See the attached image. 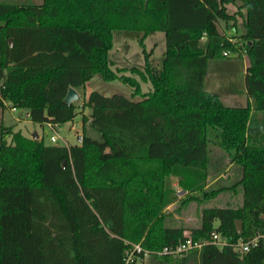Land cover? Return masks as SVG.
Here are the masks:
<instances>
[{
	"label": "trees",
	"instance_id": "trees-1",
	"mask_svg": "<svg viewBox=\"0 0 264 264\" xmlns=\"http://www.w3.org/2000/svg\"><path fill=\"white\" fill-rule=\"evenodd\" d=\"M240 19L245 31L235 41L219 21L237 27ZM118 30L141 33L142 43L164 31L162 65L145 49L140 66L114 68ZM243 50L249 100L230 106L206 89L205 76L211 58ZM96 74L130 85L132 98L92 90L80 143L48 144L12 129L8 140L2 126L0 264H145L143 251L127 261L131 243L159 252L189 230L165 224V208L180 199L169 176L188 192L181 206L241 185L242 206L203 208L189 235L210 239L216 230L231 242H257L244 252L207 243L157 253L150 264H264V0L0 2V107L28 109L42 124L70 121L79 105L66 102L68 90ZM211 143L242 168L230 186L206 188Z\"/></svg>",
	"mask_w": 264,
	"mask_h": 264
},
{
	"label": "rangeland",
	"instance_id": "rangeland-1",
	"mask_svg": "<svg viewBox=\"0 0 264 264\" xmlns=\"http://www.w3.org/2000/svg\"><path fill=\"white\" fill-rule=\"evenodd\" d=\"M0 2H10L16 4H31L42 3L43 0H0ZM236 5H229L230 12H235ZM241 20V19H240ZM227 22L220 20L219 27L228 34H235V41H237L245 31L244 23L239 22V25L227 26ZM142 34L137 31H121L118 30L114 34V44L109 51L110 57L115 61V67H131L140 66L145 62V49L152 51L151 58L153 62L159 66L162 65L167 48L166 34L164 31H157L149 34L144 43L141 42ZM144 44V45H143ZM243 45V43H242ZM249 65V56L245 50L239 52H231L228 57L211 58L208 64V70L205 77V87L207 90L218 93L225 104L230 106H245L248 104V93L246 86V74ZM139 78L140 75H137ZM143 91H147L151 88L150 82H142ZM92 90H98L106 95H112L115 93L124 94L132 98L133 89L130 85L124 83L120 79L105 80L100 74L94 75L90 78L85 85L79 90L80 97L75 100L79 105L77 109V115L70 121L60 123L58 127H51L47 123H40L33 121L30 117H26L23 109L17 111L12 108L15 106L7 102L5 108L0 107V133L2 132V126L8 140H11L12 135L9 132L21 130L26 136L32 137L37 132L38 138L44 137L46 143L53 145H70L80 143L78 135L83 134V114L84 111L89 113L90 107L82 106L87 99L89 93ZM142 96L136 95L135 100L141 99ZM83 111V113H82ZM260 116L261 113H260ZM89 135L94 138H99V134L91 129L87 124V130ZM56 135L57 141L52 142L51 136ZM210 166L207 180V189L216 188L219 186H230L235 183L242 176V168L240 165L233 162L228 152L218 144H210ZM177 178L175 176L167 177L168 186H173L179 191V186H174V181ZM212 182L211 185H208ZM187 190L183 194H179L180 199L169 204L165 208L167 217L165 224L173 226L187 227L189 230L185 233L189 234L190 229L199 227L202 224V209L205 207H240L243 204V188L238 186L236 190L227 189L218 194L215 198L206 200L199 203L197 200H190L185 205L181 206V199L187 194ZM240 226L242 225L241 220ZM141 245L140 242L131 243L132 247ZM142 246V245H141ZM145 264L152 263V255L158 252L154 249H145ZM195 264V263H193Z\"/></svg>",
	"mask_w": 264,
	"mask_h": 264
},
{
	"label": "built area",
	"instance_id": "built-area-1",
	"mask_svg": "<svg viewBox=\"0 0 264 264\" xmlns=\"http://www.w3.org/2000/svg\"><path fill=\"white\" fill-rule=\"evenodd\" d=\"M225 53H227V52H225ZM12 109L17 111L20 108L14 106ZM23 110L25 112L26 117H30V110H28V109H23ZM47 124L49 126H51V127H54V128L59 126L58 123L49 122ZM51 141L52 142H56L57 141V136L56 135H52L51 136ZM256 242H257V238H254V239L249 240V241L240 240V241H237V242H231V239H229L226 236H223L220 232L215 230V231H213L212 237L210 239L195 240V239H193V237L191 235L187 234V237H186V239L183 242L179 243L176 246H165L163 248V250L159 251L158 253L159 254H170V255H173V256H179L182 253L188 252V251H190L192 249H199L200 250L207 243L216 244V245H218L221 248L226 246V245H230L231 244L237 250H240V251L244 252V251L250 250L251 247L256 244ZM144 250L145 249L142 248L141 245H136V247L129 253L127 261L132 259V257L135 254V252H138V253L142 252V251L144 252ZM147 253H148V251L144 252V255L147 254Z\"/></svg>",
	"mask_w": 264,
	"mask_h": 264
},
{
	"label": "water",
	"instance_id": "water-1",
	"mask_svg": "<svg viewBox=\"0 0 264 264\" xmlns=\"http://www.w3.org/2000/svg\"><path fill=\"white\" fill-rule=\"evenodd\" d=\"M79 97H80V95H79L78 90H77L76 88H74V87H71V88L68 90V93H67V95H66V97H65V100H66V102H68L69 104H71V103H73L76 99H78ZM32 137H33V138H38V137H39V134H38L37 132H35V133L32 135ZM78 140H79V142L82 141V134H79V135H78ZM185 192H186V190H181V191H179V194L181 195V194H183V193H185ZM237 222H238V227H239V229H241L240 221L238 220Z\"/></svg>",
	"mask_w": 264,
	"mask_h": 264
},
{
	"label": "crops",
	"instance_id": "crops-1",
	"mask_svg": "<svg viewBox=\"0 0 264 264\" xmlns=\"http://www.w3.org/2000/svg\"><path fill=\"white\" fill-rule=\"evenodd\" d=\"M240 21H242V19L239 20V22H240ZM242 22H243V21H242ZM205 77H206V76H205ZM150 83H151V82H150ZM151 88H152V84H151ZM151 88H150V89H151ZM150 89H149V90H150ZM149 90H147V91H149ZM248 99H249V98H248ZM86 100H87V99H86ZM86 100H85V101H86ZM85 101H84V102H85ZM86 107H87V106H86ZM89 109H90V112H89V113H87V112H85V111H84V113L87 114V115H89V114L91 113V108H89ZM173 184H174V186H175V185L178 186V181H177V180L174 181ZM211 184H212V182L210 181V183H209L208 185H211ZM243 200H244V194H243V199H242V201H243ZM220 207H223V206H220ZM167 225H168V226H173V225H170V224H167Z\"/></svg>",
	"mask_w": 264,
	"mask_h": 264
}]
</instances>
